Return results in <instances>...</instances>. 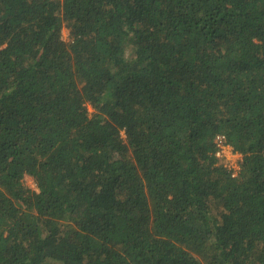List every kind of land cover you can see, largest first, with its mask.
<instances>
[{
  "label": "trees",
  "instance_id": "1",
  "mask_svg": "<svg viewBox=\"0 0 264 264\" xmlns=\"http://www.w3.org/2000/svg\"><path fill=\"white\" fill-rule=\"evenodd\" d=\"M0 264H264V0H0Z\"/></svg>",
  "mask_w": 264,
  "mask_h": 264
},
{
  "label": "built area",
  "instance_id": "2",
  "mask_svg": "<svg viewBox=\"0 0 264 264\" xmlns=\"http://www.w3.org/2000/svg\"><path fill=\"white\" fill-rule=\"evenodd\" d=\"M215 145L217 148L216 156L222 158L225 161V167L231 170V176L235 177L239 172V162L241 160V155L234 152L233 149L226 144L225 138L222 135L215 137Z\"/></svg>",
  "mask_w": 264,
  "mask_h": 264
},
{
  "label": "rangeland",
  "instance_id": "3",
  "mask_svg": "<svg viewBox=\"0 0 264 264\" xmlns=\"http://www.w3.org/2000/svg\"><path fill=\"white\" fill-rule=\"evenodd\" d=\"M61 37L64 41L68 42L70 37H69V32L68 30L63 27L62 28V32H61ZM89 111L91 112V109H89ZM23 184L28 187V188H33L34 184H33V180L29 177V176H25L23 179Z\"/></svg>",
  "mask_w": 264,
  "mask_h": 264
}]
</instances>
